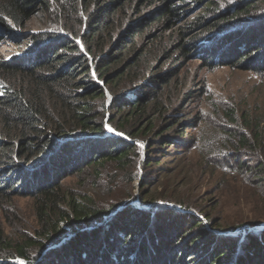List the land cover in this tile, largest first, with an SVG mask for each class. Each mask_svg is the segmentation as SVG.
Instances as JSON below:
<instances>
[{
	"label": "trees",
	"instance_id": "trees-1",
	"mask_svg": "<svg viewBox=\"0 0 264 264\" xmlns=\"http://www.w3.org/2000/svg\"><path fill=\"white\" fill-rule=\"evenodd\" d=\"M186 1L0 0V30L24 27L39 12L47 17L25 55L0 60V205L7 194L27 197L36 222L31 233L13 237L0 224V264H181L191 246L201 257L195 264H264V230L219 234L180 202L185 212L141 210L131 200L103 208L64 186L106 161L121 172L133 169L140 139L148 144L147 166L157 165V144L178 151L180 143L164 134L180 119L158 132L156 122L191 53L208 70L236 65L264 73V0L224 1L222 10L213 4L212 17L188 25L211 34L194 38L179 30L161 52L164 62L177 63L157 73V49L141 40L157 26L172 29L182 12L177 3ZM252 49L262 54L256 64L242 62ZM195 93L188 90L183 100ZM226 115L235 131L224 157L264 181V126L249 123L245 133L233 113Z\"/></svg>",
	"mask_w": 264,
	"mask_h": 264
},
{
	"label": "rangeland",
	"instance_id": "rangeland-1",
	"mask_svg": "<svg viewBox=\"0 0 264 264\" xmlns=\"http://www.w3.org/2000/svg\"><path fill=\"white\" fill-rule=\"evenodd\" d=\"M224 1L229 0H187L177 3L182 7L177 24L172 29L157 26L151 30V35L141 40L146 48L157 49V73H164L169 64L174 66L177 63L172 59L164 62L161 52L171 46L178 31L187 29L194 38L210 35L202 28L193 29L188 25L196 18L212 17L213 4H218L222 10ZM46 24V15L39 12L24 27H13L10 23L11 31L0 30L3 38L0 42V60L8 61L14 56L25 55L30 48V37L45 31ZM211 43L206 45L210 46ZM257 51L252 49L251 57L242 62L256 64L254 61L262 55ZM194 54L191 53L188 60L183 61L178 84L173 85L171 105L169 101L166 103L168 109L165 117L156 122L158 132V129H165L172 117L180 119L164 134L180 143L178 151H173V146L157 144V165L147 166L151 162V159L146 162L148 144L140 139L136 142L139 158L133 169L127 168L121 172L112 162L106 161L100 166L87 168L82 174L66 178L65 189L91 196L103 208L131 200V204L141 210L167 206L185 212L180 209V202L188 206L189 214L203 220L209 229L219 234L235 235L245 228L255 233L262 232L264 181L246 170H239L235 165L237 161L233 163L231 158L224 155L232 141L231 133L235 131L226 113L234 114L236 126L245 133V125L249 123H260V129L264 126V73L236 65L208 70ZM193 89L196 90L195 97L190 101L183 100V94ZM105 96L108 104L110 95L107 91ZM106 128L111 129L108 124ZM115 133L116 136L122 135ZM247 159V162L253 163L250 158L243 157V160ZM10 196H2L3 203L0 205V224L5 233L12 237L21 232L31 233L36 227L32 201L23 196H11L9 199ZM141 200L146 204H142ZM163 217H169L166 221L172 219L167 213ZM196 248L191 246L187 249L181 264H195L193 260L201 258L196 255Z\"/></svg>",
	"mask_w": 264,
	"mask_h": 264
},
{
	"label": "water",
	"instance_id": "water-1",
	"mask_svg": "<svg viewBox=\"0 0 264 264\" xmlns=\"http://www.w3.org/2000/svg\"><path fill=\"white\" fill-rule=\"evenodd\" d=\"M113 132H114V131H113ZM113 134H116V133L114 132ZM120 136H122V135H120ZM135 205H138V204L136 203ZM175 208H176V207H175Z\"/></svg>",
	"mask_w": 264,
	"mask_h": 264
},
{
	"label": "snow or ice",
	"instance_id": "snow-or-ice-1",
	"mask_svg": "<svg viewBox=\"0 0 264 264\" xmlns=\"http://www.w3.org/2000/svg\"><path fill=\"white\" fill-rule=\"evenodd\" d=\"M109 131H111V129H109Z\"/></svg>",
	"mask_w": 264,
	"mask_h": 264
}]
</instances>
